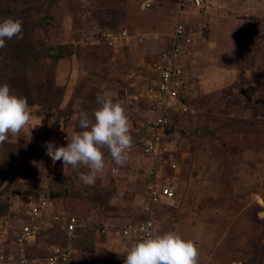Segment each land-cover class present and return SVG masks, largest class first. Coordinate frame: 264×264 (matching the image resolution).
<instances>
[{"label": "rangeland", "instance_id": "obj_1", "mask_svg": "<svg viewBox=\"0 0 264 264\" xmlns=\"http://www.w3.org/2000/svg\"><path fill=\"white\" fill-rule=\"evenodd\" d=\"M36 2L0 0V21L27 20L39 54L56 48L54 58L42 57L29 69L36 103L25 134L0 145V180L10 167L15 172L0 185V201L8 204L0 215V253L20 246L24 204L49 195L52 186L66 187L71 177L85 191L113 193L107 203L51 200L84 226L71 264L120 260L124 245L117 230L141 214L156 161L135 146L121 167L105 149V169L87 186L79 179L85 167L69 166L65 174L44 144L55 141L59 147L60 133L79 131L73 117L82 110L91 116L99 106L97 93L105 90L125 107L132 137L151 131L146 118L158 112L135 95L156 81L159 54L181 20L195 34L181 62L189 92L185 103L194 112H177L167 134L164 156L177 166L157 171L176 196L155 215L154 230L195 241L199 264H264L255 249L264 248V0H210L202 8L180 0H46V11L38 15ZM121 29L134 37L110 47L104 33ZM53 116L57 121L49 127ZM51 239L44 233L35 249L45 250Z\"/></svg>", "mask_w": 264, "mask_h": 264}, {"label": "clouds", "instance_id": "obj_2", "mask_svg": "<svg viewBox=\"0 0 264 264\" xmlns=\"http://www.w3.org/2000/svg\"><path fill=\"white\" fill-rule=\"evenodd\" d=\"M13 38H23V21L7 17L0 21V49L5 47L6 39ZM96 101L99 106L91 116L82 110L73 117L80 130L67 132V146L58 147L55 141L44 144L53 164L62 161L64 172L69 166L73 169L85 167L88 171L80 172L79 179L87 186L94 185L105 169V149L112 161L122 167L127 164L134 143L125 107L107 90L97 93ZM56 121L53 116L49 127ZM30 122L27 97L12 92L8 83L0 84V145L10 137L24 135ZM60 125L65 131L61 121ZM140 232L143 235L131 245L124 264H199V248L195 241L176 231L158 232L150 225L141 227Z\"/></svg>", "mask_w": 264, "mask_h": 264}, {"label": "built area", "instance_id": "obj_3", "mask_svg": "<svg viewBox=\"0 0 264 264\" xmlns=\"http://www.w3.org/2000/svg\"><path fill=\"white\" fill-rule=\"evenodd\" d=\"M210 0H180V5L190 3L191 6L202 8ZM194 32L192 28H187L185 22L181 20L175 26L173 32L172 48L170 51H163L161 58L156 63L157 79L156 85H151L135 95V98L141 97L148 101L154 112L159 113L152 116H147L146 126L151 129V133L135 139L133 138V147L141 145L145 155L151 157L156 161L155 166L151 169V178L146 183V194L148 201L143 207L145 217L136 223H131L124 228L117 230L120 236L126 237L129 242L127 251L122 255L120 260L115 264H124L126 254L131 245L143 235L140 228L144 226H151L155 228V217L153 216L154 205L158 203L162 196L172 198L175 195L173 187L167 185L165 179H161L157 169L166 165V167L176 168V163L171 162L170 158H165L166 145L164 139L167 137V127L173 124V115L177 112H194L183 100V95H188V87L183 81L182 67L175 63L176 58L180 55L185 44H190L194 40ZM110 47H117L122 41H129L133 34L128 29H121L119 31H108L104 33ZM183 39L182 41H180ZM183 87L182 91L180 88ZM181 110V111H180ZM66 135L59 134V146H66ZM131 149V150H132ZM48 156V155H47ZM48 158H50L48 156ZM50 161L52 162L51 158ZM22 212L25 216L33 218L35 221L31 224L25 223L22 226L19 241L20 257H16L15 252H10L6 256L2 251L0 253V261L4 262H19V264H71L73 260L74 248L72 240L75 237V231L82 226L80 219L75 215L68 216L66 212L57 210L51 199L40 198L29 199L23 206ZM45 219H52L60 222L67 233L68 241L65 245H52L50 247V254L45 256L29 257L25 254V244L36 238L40 231L41 224ZM107 227L103 228L106 232Z\"/></svg>", "mask_w": 264, "mask_h": 264}, {"label": "trees", "instance_id": "obj_4", "mask_svg": "<svg viewBox=\"0 0 264 264\" xmlns=\"http://www.w3.org/2000/svg\"><path fill=\"white\" fill-rule=\"evenodd\" d=\"M13 2L17 3V2H19V0H13ZM36 3H37L36 7L38 10L35 13L37 15L39 13H41L40 11H46V7H47L46 0H42V1L38 0V2H36ZM49 3L52 4L53 2L49 1ZM20 20H22V19H20ZM42 21L43 20L40 19L39 22L41 23ZM32 31H33V29L29 25L28 21L27 20L23 21V38L19 39V40L15 39V38H13L11 40L6 39L5 47L3 49H0V84L8 83L10 85L11 89L20 90L22 92L21 96L27 97L28 103L30 106L35 104L36 102H35V99L33 98V89L31 87L32 85L29 82V76H28L29 69L31 67L38 66L39 65V59H41L42 57L46 56V57L54 58L56 56L53 52L54 49H56L54 47H49L48 51H46L45 53L39 54V50L35 47V45L32 41ZM182 40L183 39H181L180 41H182ZM172 41H171L170 45L167 48H165L163 51H165V50L170 51V49L172 48ZM188 45H190V44H185L183 46L182 50L180 51V55L175 60V63L180 67L183 66V65H181L182 59L184 57V54H182V51H185V49ZM162 52L159 54L158 59L161 58ZM156 74H157V71H156ZM152 83H153L152 85H156V81H154ZM182 89H183V87L180 88L181 91H182ZM12 92H14V91L12 90ZM186 96L187 95H185V96L183 95V97H182L183 100H187ZM40 103H43V102H40ZM158 113H156V114H158ZM174 117L179 118V113L174 114L173 118ZM172 127H173L172 125L167 127L168 132H169V130H171ZM149 133H151V131L146 130L144 128V129L140 130V132H137L133 136V138L138 139V138L144 136L145 134H149ZM164 141L166 144L167 139L165 138ZM136 147L141 152V154L145 155L140 144L137 145ZM145 156H147V155H145ZM58 163H57V165H58ZM169 168L171 169V167H169ZM14 174H15L14 170L10 167L8 170V174L5 177L9 178L10 176L12 177ZM149 176H151V175H149ZM6 178H4L3 180H0V185L4 183L3 181ZM62 184H60V186H62ZM67 184L68 185L66 187H58L59 185L57 187L52 186L49 195L42 193V195L36 197L35 199L47 198V199L52 200V199H57V198H68V197L84 198L85 197L94 203H96V202L107 203L110 201V198L112 197L111 195L113 194L112 193V194L106 196V195H102V193L99 190L91 192L90 189H87L85 191V189L79 188L74 183L77 186V187H75V186H73L71 177H69L67 179ZM55 186H56V184H55ZM175 196H176V194L172 198L162 196L160 201L154 205L153 216L155 217V215H157L158 212L163 207L167 206L171 200H174ZM7 206H8L7 202L0 201V215L3 214V212L6 210ZM67 213L69 214L68 216L72 215L69 212H67ZM19 216H20V227H19L20 229H22L23 224H25V223L31 224L35 221L31 217L25 216L22 211L20 212ZM144 217H145V214H144L143 210L141 209V214L139 215V217L137 216V218L130 220V222L127 225H129L131 223L139 222ZM124 227H122V228H124ZM83 228H84V226L83 227L80 226L75 231L76 235L72 240L73 248H74L73 258H74V255H75L77 249H78V242L76 239L78 238V236H81L83 234V231H82ZM44 233H48V235L52 238L51 243H49L47 245L45 250L37 251L35 249V247L38 243V240L40 238H42ZM67 241H68L67 233L64 230V228L62 227L61 223L56 222L52 219H45L41 224L40 231L38 232L36 238L32 241H28L25 244V254L29 257L45 256V255L50 254V247L52 245L62 246V245H65L67 243ZM123 244L125 245L126 249H127V247H129V242L127 241L126 237L123 238ZM255 249L257 250L256 251L257 254L259 253L258 251H261L259 254L263 253V255H264V248H262V249L255 248ZM12 251L15 252V255L17 258L20 257L21 254H20L18 247L14 250H12V248L7 249L3 253L6 256H8V254ZM5 262H7V261H4L3 263H5ZM7 263H10V262H7ZM12 263H14V262H12Z\"/></svg>", "mask_w": 264, "mask_h": 264}, {"label": "crops", "instance_id": "obj_5", "mask_svg": "<svg viewBox=\"0 0 264 264\" xmlns=\"http://www.w3.org/2000/svg\"><path fill=\"white\" fill-rule=\"evenodd\" d=\"M224 71H227V70H224ZM157 112H158V111H157ZM155 113H156V112H155ZM123 245H124V244H123ZM122 250H123V253H122V255H123V254L127 251L125 245L123 246V249H122ZM122 255H121V256H122Z\"/></svg>", "mask_w": 264, "mask_h": 264}]
</instances>
